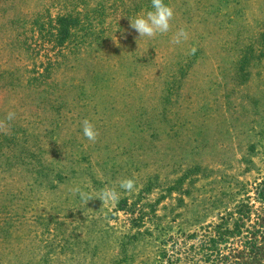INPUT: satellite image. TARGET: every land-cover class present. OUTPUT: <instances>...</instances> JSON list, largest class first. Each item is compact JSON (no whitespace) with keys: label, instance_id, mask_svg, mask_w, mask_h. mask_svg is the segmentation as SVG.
Listing matches in <instances>:
<instances>
[{"label":"rangeland","instance_id":"1","mask_svg":"<svg viewBox=\"0 0 264 264\" xmlns=\"http://www.w3.org/2000/svg\"><path fill=\"white\" fill-rule=\"evenodd\" d=\"M17 2L21 6L17 12L27 20L25 28L33 27V21L38 23V38L33 40L38 43V64L54 51L46 41L61 9L67 5L84 13H76V17L85 20L79 26L80 34L89 36L85 45L89 57L80 64L86 74L75 77L69 73L63 81L84 77L81 82H85L82 86L88 96L79 95L82 99L73 105L80 108L72 117L44 115L41 110L38 123L35 118L21 123L26 133L23 140L28 142L27 171L22 175L25 182L14 183L9 171L0 170V185L4 186L0 197L10 189L9 205H23L30 220L19 231L5 233L0 264H141L155 249L153 245H158L157 240L147 243L158 232L153 237L140 235L138 231L146 228L131 225L124 201L144 205L154 217L147 226L162 228L164 235L195 231L217 221L241 199L251 197L253 201L264 178V0H179L178 9L173 5L170 37L183 28L189 39L180 45L169 43L171 55L186 49L196 55L194 60L204 57L200 69H208L211 75L197 80L183 77L179 82L188 89L185 99H206L208 109L197 115L185 110L182 113L187 116L178 112L171 118L130 111L128 101L111 88L116 84L113 74L105 75L107 82L103 75L91 79V51L110 50L115 60L131 50L126 66L135 68L141 52L161 42L160 35L137 42L138 33L129 27L130 19L146 14L141 13L142 0ZM168 3L171 5L170 0ZM98 34L101 37L95 38ZM224 37L246 48L243 62L248 65L227 82L225 68L232 56L220 48ZM113 39L119 40V46ZM252 43H256V52H250ZM70 58L68 69L80 66L77 54ZM193 67L196 64L188 69ZM91 83L105 87L106 91H98L101 99H91ZM196 85L202 88L198 93L193 90ZM44 100L34 99L33 108L37 110ZM27 101L20 104L25 106ZM84 120L98 131L96 142L83 135ZM124 179L135 180L133 192L119 188ZM76 186L93 196L114 186L121 195L116 203L103 204L94 198L85 204L73 194ZM132 234L137 237L131 238Z\"/></svg>","mask_w":264,"mask_h":264},{"label":"trees","instance_id":"2","mask_svg":"<svg viewBox=\"0 0 264 264\" xmlns=\"http://www.w3.org/2000/svg\"><path fill=\"white\" fill-rule=\"evenodd\" d=\"M178 2L179 0H170L171 6L168 0H164L165 4L171 7L174 5L175 9L179 7ZM20 7L16 0H0V121L5 120L8 112L16 113V120L8 122L6 126L0 125V168L3 166L0 170L9 171L12 182L24 184L22 175L27 171L25 144L28 142L23 140L26 133L20 125L33 118L38 123L36 118L41 117V110L44 115L72 117L71 114L80 108L73 104L76 99H82L79 95L88 96L82 86L85 82H81L84 77L77 81L68 80L67 83H64L63 77L69 73L75 77L86 74L85 67L80 64L89 57V52H85L89 36L86 33L80 34L79 26L85 20L76 17V13H84L81 10L76 11L75 8L68 9L65 5L55 17L51 36L46 41L54 51L51 55L46 54L47 60L39 59L38 64L35 59L38 43L33 42L38 38V23L33 21V27L25 28L27 20H23L17 12ZM150 10L151 0H142L141 13ZM183 15L184 13L177 17ZM170 35V32L160 35L161 42L155 44L152 50H143L136 58L139 62L135 68L126 66L131 50L122 53L115 60L111 57L110 50L102 53L91 51V62L94 63L91 79L103 75L102 80L107 82L105 75L113 74L112 80L116 84L112 83V90L123 101H128L127 108L134 113L145 112L149 117L171 118L178 112L179 115L187 116L182 113L185 110L193 115L205 112L208 109L206 99L199 97L188 101L189 99H185L188 89L181 87L179 82L183 77L191 80L209 77L211 72L200 69V61L204 57L200 61L199 58L194 60L196 55L189 50L181 49L182 53L177 51L172 56L170 48L173 45V36ZM257 35L256 33L254 37ZM100 37L101 34L95 36ZM221 41L224 44L221 43L220 48L232 56L230 65L225 68L227 82L236 79L248 68L243 62L246 48L240 47V42L234 39L224 37ZM164 44L167 49H164ZM254 46L256 43H252L250 52H256ZM74 47L77 51H71ZM72 54H77V60H81L80 66H70L68 69ZM188 61H191L190 64H187ZM194 64L196 67L188 69ZM111 68V73H107ZM131 77L132 81L129 80ZM219 78H224V72L219 74ZM127 87H130L128 92H123ZM200 87H193L194 92L198 93L202 89ZM98 91L106 90L104 86L91 83L92 100L101 99ZM23 99H28L25 106L20 104ZM34 99H45L37 110L33 108ZM131 103H134L133 107ZM19 105L22 112L18 110ZM224 106L225 103L222 107ZM28 135L30 134L27 133ZM0 189H4V186L0 185ZM143 192L149 194L148 191ZM255 194L253 201L251 197L241 199L233 208L221 213L217 221L202 225L192 232L181 231L177 235H164L163 229L158 227L154 229L156 231L150 229L152 227L147 224L153 222L154 217L143 209L144 205L136 206V202L132 205L133 202L124 201L123 210L131 214V225L146 228L138 231L140 235L148 234L153 237L154 232H158L147 241L152 244L157 240L158 245H153L155 249L143 257L141 264H264V178L256 187ZM11 195L12 192L8 189L0 197V243L4 242L5 233L19 231L30 220L23 205H9ZM136 234L130 237H137ZM1 248L0 246V253Z\"/></svg>","mask_w":264,"mask_h":264},{"label":"clouds","instance_id":"3","mask_svg":"<svg viewBox=\"0 0 264 264\" xmlns=\"http://www.w3.org/2000/svg\"><path fill=\"white\" fill-rule=\"evenodd\" d=\"M152 10L147 11L146 14L137 15L134 19H130L129 27L138 33L137 42L145 38L153 39L158 35H164L172 30L173 21L175 19L174 9L165 4L164 0H151ZM189 39V33L181 28L177 30L173 37L172 43L180 45ZM114 40V39H113ZM119 46V40H114ZM15 112H8L4 121H0V125L6 126L8 122L15 119ZM83 135L92 142H96L99 133L95 126L88 120L82 122ZM136 187V182L133 179H124L120 181L119 188L127 192H133ZM73 194H78L81 201L87 204L90 200L98 198L104 203H116L120 199L121 193L116 187H105L101 189L98 195L93 196L90 192L83 190L80 186L72 189Z\"/></svg>","mask_w":264,"mask_h":264}]
</instances>
